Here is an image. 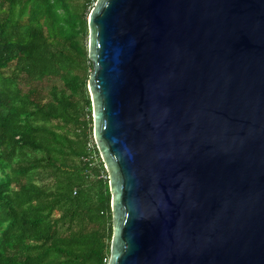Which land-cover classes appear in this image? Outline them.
I'll return each mask as SVG.
<instances>
[{
    "label": "water",
    "instance_id": "obj_1",
    "mask_svg": "<svg viewBox=\"0 0 264 264\" xmlns=\"http://www.w3.org/2000/svg\"><path fill=\"white\" fill-rule=\"evenodd\" d=\"M108 264H264V0H98Z\"/></svg>",
    "mask_w": 264,
    "mask_h": 264
},
{
    "label": "trees",
    "instance_id": "obj_2",
    "mask_svg": "<svg viewBox=\"0 0 264 264\" xmlns=\"http://www.w3.org/2000/svg\"><path fill=\"white\" fill-rule=\"evenodd\" d=\"M98 0H0V264H106L112 195L93 139Z\"/></svg>",
    "mask_w": 264,
    "mask_h": 264
},
{
    "label": "rangeland",
    "instance_id": "obj_3",
    "mask_svg": "<svg viewBox=\"0 0 264 264\" xmlns=\"http://www.w3.org/2000/svg\"><path fill=\"white\" fill-rule=\"evenodd\" d=\"M89 72L91 73L92 72V70L90 71L89 70ZM90 94V93H89ZM90 97H91V95H90ZM92 98V97H91ZM92 115H93V113H92ZM93 139H94V131H93ZM94 142H95V140H94ZM96 145V144H95ZM96 147H97V145H96ZM98 151V150H97ZM95 163H97V164H99L100 162H102L103 163V157H102V154L100 153V152H98V155L97 156H95V161H94ZM105 168H106V166H105ZM107 175H108V179H109V174H108V172H107Z\"/></svg>",
    "mask_w": 264,
    "mask_h": 264
},
{
    "label": "built area",
    "instance_id": "obj_4",
    "mask_svg": "<svg viewBox=\"0 0 264 264\" xmlns=\"http://www.w3.org/2000/svg\"><path fill=\"white\" fill-rule=\"evenodd\" d=\"M108 262H109V261H107V262L105 261L106 264H108Z\"/></svg>",
    "mask_w": 264,
    "mask_h": 264
}]
</instances>
